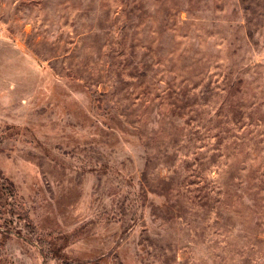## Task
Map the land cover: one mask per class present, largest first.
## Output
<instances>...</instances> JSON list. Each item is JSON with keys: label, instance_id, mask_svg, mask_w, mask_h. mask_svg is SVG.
Here are the masks:
<instances>
[{"label": "rangeland", "instance_id": "obj_1", "mask_svg": "<svg viewBox=\"0 0 264 264\" xmlns=\"http://www.w3.org/2000/svg\"><path fill=\"white\" fill-rule=\"evenodd\" d=\"M0 264H264V0H0Z\"/></svg>", "mask_w": 264, "mask_h": 264}]
</instances>
